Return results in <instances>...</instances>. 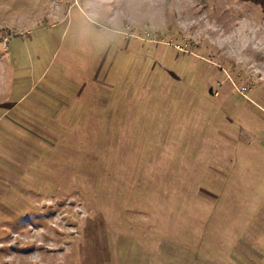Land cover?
Returning a JSON list of instances; mask_svg holds the SVG:
<instances>
[{
  "label": "rangeland",
  "instance_id": "obj_1",
  "mask_svg": "<svg viewBox=\"0 0 264 264\" xmlns=\"http://www.w3.org/2000/svg\"><path fill=\"white\" fill-rule=\"evenodd\" d=\"M0 264H264L253 0H0Z\"/></svg>",
  "mask_w": 264,
  "mask_h": 264
},
{
  "label": "trees",
  "instance_id": "obj_2",
  "mask_svg": "<svg viewBox=\"0 0 264 264\" xmlns=\"http://www.w3.org/2000/svg\"><path fill=\"white\" fill-rule=\"evenodd\" d=\"M253 1H256V3H259L263 7V11H264V0H253Z\"/></svg>",
  "mask_w": 264,
  "mask_h": 264
}]
</instances>
